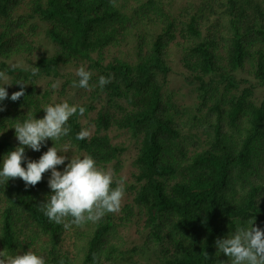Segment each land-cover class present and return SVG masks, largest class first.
Returning <instances> with one entry per match:
<instances>
[{
  "label": "trees",
  "instance_id": "1",
  "mask_svg": "<svg viewBox=\"0 0 264 264\" xmlns=\"http://www.w3.org/2000/svg\"><path fill=\"white\" fill-rule=\"evenodd\" d=\"M173 63L191 101L170 86ZM33 66L35 78L25 71ZM81 66L92 78L79 99L63 86L53 96L63 70H75L71 83ZM0 71L29 82L3 102L0 158L19 145L16 119L67 100L83 112L55 142L67 150L58 170L92 155L118 172L129 142L135 167L130 202L69 229L40 210L50 170L35 186L0 184V251L30 249L46 264H137V252L154 249L156 264H230L215 241L254 215L264 229V0H0ZM100 75L111 83L101 88ZM6 87L11 96L20 85ZM82 128L90 136L76 140ZM53 145L25 155L38 160ZM131 222L144 242L125 248L119 227Z\"/></svg>",
  "mask_w": 264,
  "mask_h": 264
},
{
  "label": "clouds",
  "instance_id": "2",
  "mask_svg": "<svg viewBox=\"0 0 264 264\" xmlns=\"http://www.w3.org/2000/svg\"><path fill=\"white\" fill-rule=\"evenodd\" d=\"M31 78L39 75V67L25 69ZM78 80L73 85L89 88L92 78L91 71L81 66L76 71ZM20 85L19 91L9 96L6 85ZM24 79L12 80L5 71H0V111L4 110L6 99L17 101L25 94ZM111 83V75H100L98 85L103 88ZM32 84H35L34 82ZM57 85L52 84L55 88ZM45 115L36 118L35 113L16 119L12 128L19 145L0 158V184L6 185L9 179L20 178L25 187L35 186L42 180L43 174L50 170L48 186L51 192L40 205L43 215L58 225L69 229L72 225L80 226L89 221H99L105 214L117 212L121 208L125 194L124 179H114L112 170L98 166L92 155L77 156L58 170L57 165L65 164L66 146L56 147L55 142L67 137L71 132L70 117L79 110L75 104L67 100L50 103L42 108ZM28 113V112H27ZM90 136V130L82 128L75 135L76 140H84ZM54 141L38 160L25 155V146L39 151L48 139ZM60 153V154H58ZM22 161L24 166H22ZM71 218L65 222L66 218ZM217 252L224 253L230 264H264V229L255 225V215L243 224H238L227 237L215 241ZM19 247V246H18ZM0 264H46L43 254L33 250L6 253L0 251Z\"/></svg>",
  "mask_w": 264,
  "mask_h": 264
},
{
  "label": "rangeland",
  "instance_id": "3",
  "mask_svg": "<svg viewBox=\"0 0 264 264\" xmlns=\"http://www.w3.org/2000/svg\"><path fill=\"white\" fill-rule=\"evenodd\" d=\"M173 67H174V72L171 75V82H170L171 88L174 89L175 91L182 93L186 100L191 101V97L188 93V87L183 82L182 75L179 70L180 68L176 63H173ZM63 71H66L65 75L53 81V83L57 85L53 89L54 91L53 96L58 95L63 86L66 91L65 96H67V98H69L72 102H76L79 99V95L81 91L79 87L73 85V82L69 83L68 81L69 78L72 79L75 70L73 68H69L68 70L65 69ZM43 85L44 86L46 85V81H43ZM263 95H264V88H261L258 90V96L261 97ZM118 134L121 135V139L125 140L126 135H123L122 133L117 131H112V135L114 137ZM127 147H128L127 151L121 155V168L118 170V172L114 171L113 164L108 165L106 168L113 171L114 179L119 180L123 178L126 184V190L124 197L122 199L121 206L125 202H130L133 194V191L129 189V186L133 183L132 173L135 172V167L133 165L134 149L132 147V143L130 142L127 144ZM134 223L135 222H131L125 227H119V234L121 235L120 238L122 241H125L126 243L125 248H130L134 244L138 247L144 242V237L138 234L139 232L138 227ZM134 258H135L134 259L135 263L137 264H156V262L159 259L156 256V252L154 249L146 250L144 255H141L140 252H137Z\"/></svg>",
  "mask_w": 264,
  "mask_h": 264
}]
</instances>
